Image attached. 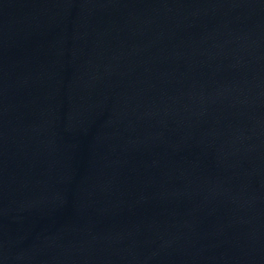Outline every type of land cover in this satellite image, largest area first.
<instances>
[{
	"label": "water",
	"instance_id": "water-1",
	"mask_svg": "<svg viewBox=\"0 0 264 264\" xmlns=\"http://www.w3.org/2000/svg\"><path fill=\"white\" fill-rule=\"evenodd\" d=\"M0 264H264V0H0Z\"/></svg>",
	"mask_w": 264,
	"mask_h": 264
}]
</instances>
